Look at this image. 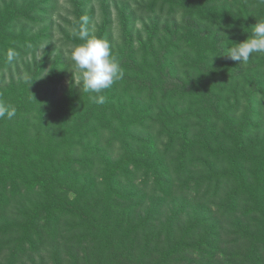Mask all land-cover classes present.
I'll return each mask as SVG.
<instances>
[{"label": "trees", "instance_id": "1", "mask_svg": "<svg viewBox=\"0 0 264 264\" xmlns=\"http://www.w3.org/2000/svg\"><path fill=\"white\" fill-rule=\"evenodd\" d=\"M68 3L61 46L84 28L124 75L102 105L74 82L61 93L73 62L54 54L55 0H0V104L16 109L0 118V264H264V54L223 55L264 0L141 1L154 21L137 35L124 11L133 43L114 41L108 10L94 31L89 0Z\"/></svg>", "mask_w": 264, "mask_h": 264}, {"label": "clouds", "instance_id": "2", "mask_svg": "<svg viewBox=\"0 0 264 264\" xmlns=\"http://www.w3.org/2000/svg\"><path fill=\"white\" fill-rule=\"evenodd\" d=\"M83 20L86 24L87 17ZM77 34L82 43L72 47L69 57L79 73L78 77L74 76L75 84L80 91L89 94L92 103L102 105L106 102L103 91L123 78V69L106 39L90 35L84 28H81ZM223 47V55L242 64L247 63L253 54H264V19H257L251 35L245 40L225 44ZM6 57L11 63L18 57V53L10 47ZM15 115L14 106L0 104V118L12 119Z\"/></svg>", "mask_w": 264, "mask_h": 264}, {"label": "rangeland", "instance_id": "3", "mask_svg": "<svg viewBox=\"0 0 264 264\" xmlns=\"http://www.w3.org/2000/svg\"><path fill=\"white\" fill-rule=\"evenodd\" d=\"M141 1H147V0H89V6L88 8L94 6L96 9L93 26L94 31H97L98 26L102 23V14L103 9L108 10L111 14V20L113 22V31L112 36L114 38V41L117 43H121V41L127 42V43H133V36L131 33H128L127 31H123V27L127 22L126 15L124 14V11L127 12V14H130L132 12V9L138 10V5ZM129 9V10H128ZM139 13V16L135 19L134 27L136 28L137 35L140 34L144 37L148 34V29L150 25L153 23L154 18H151L148 15H143L140 13V10L137 11ZM65 20H71L70 16V4L68 3V0H55V6L54 9L47 15V20L45 23H49L53 27V38L51 42L53 43L54 47V54H56L59 50H63L66 52V54L70 53L69 46H61V38H62V29L68 30L69 27L66 24ZM138 41L136 42L137 47ZM43 49L41 48L38 50L35 55H31L30 53L27 54L24 59H18L13 64L8 65L5 67L2 71V74H5V76H2L5 78V82L8 81L10 73H16V76H22L24 78H27L29 74L31 73L29 68L30 65H32V62L35 60L40 61L42 57ZM34 66H32L31 70H34ZM20 70V71H18ZM50 67H47L41 74V77H47L49 75ZM74 76L78 77L79 73L75 70L74 64L67 70L64 78L60 82L59 85H57V89L62 93L64 89H68L72 85V83H75ZM1 77V76H0ZM186 242L184 243V245ZM187 246V245H185ZM135 253V251H134Z\"/></svg>", "mask_w": 264, "mask_h": 264}]
</instances>
